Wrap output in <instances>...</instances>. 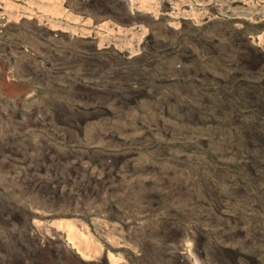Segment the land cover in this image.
<instances>
[{
  "label": "rangeland",
  "instance_id": "rangeland-1",
  "mask_svg": "<svg viewBox=\"0 0 264 264\" xmlns=\"http://www.w3.org/2000/svg\"><path fill=\"white\" fill-rule=\"evenodd\" d=\"M0 213V264L60 220L120 263L264 264V0H0Z\"/></svg>",
  "mask_w": 264,
  "mask_h": 264
},
{
  "label": "bare ground",
  "instance_id": "bare-ground-1",
  "mask_svg": "<svg viewBox=\"0 0 264 264\" xmlns=\"http://www.w3.org/2000/svg\"><path fill=\"white\" fill-rule=\"evenodd\" d=\"M98 1L99 0H90V3L98 2ZM77 122H79V120H77ZM47 155L49 156V154H47ZM52 166L59 167L60 164L55 163V164H52ZM67 170H69V169H67ZM72 170H74V168H72ZM22 183H23V186H25L26 190L27 189L28 190L29 189H35V187H38V190L41 191V187H40L41 183L37 180H33V181L30 180V181H25ZM47 183L52 184L55 189L52 192H48V193L46 192V195H47L46 198L51 199V200H53V202L56 203L57 199L61 198L59 196H54V195H56L57 184L54 182L53 183L47 182ZM54 184H56V185L54 186ZM59 202H60V200H59ZM52 204L54 205V203H52ZM0 216H2V215H0ZM6 217H8V215H6ZM9 218H8V220H9ZM0 220L7 221V219H3L1 217H0ZM10 220H11V218H10ZM70 222L72 223V221H70ZM70 222H69V220L68 221L67 220H60L58 222L52 223L51 225L47 224L43 227L41 226V227L37 228L38 230H40L41 234H43V233L47 234L48 233L50 236L54 237L59 242L64 243L63 247L64 248L67 247L66 249L63 248L61 250L60 248H57V249L56 248L55 249L50 248V249L44 250V251H42L43 257H42V259H40L41 257L39 258V257H36L35 255H37L38 246H40V248L43 247L42 246L43 241L39 242L36 239L37 235L35 234V232H33V231L24 232L22 230L20 233H13V235H12L13 238L15 237L14 243L16 245V248L19 250H22L23 252H26L30 256H33L34 260L45 261L48 264H64V262H62L65 259L64 258L65 256L63 255V253L66 254V252H68V251L71 252L72 254H74L78 259L85 262L86 264H125V263H120L119 261L114 259V257L112 255H110V253L104 254L101 249L97 250L96 248H98V247L95 248L94 243L92 241H90L88 238V232L86 230L87 228H85L83 225H75L74 226L72 224H74L75 222L72 224ZM33 224H35V223H33ZM43 239L46 240V238H43ZM5 243H6L5 240L0 239L1 247L4 246ZM179 243H180V247L178 246L179 247L178 251L175 252V256H173L172 258L175 259L176 263L184 264L185 262H188L189 260L193 259V256H194L195 251H196V247L198 248V246H197V244H196V246H194V245L191 246V245H188L187 243L183 244L182 240H179ZM12 251H14L16 253V250H12ZM10 252H11V250H10ZM1 255H0V257H2ZM29 255H27V256H29ZM53 258H57V259H55L56 262L53 260ZM22 259H25V258H22ZM213 260L217 264H223V261L221 260V258L218 255H214ZM42 264H44V263H42Z\"/></svg>",
  "mask_w": 264,
  "mask_h": 264
}]
</instances>
